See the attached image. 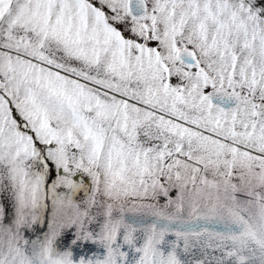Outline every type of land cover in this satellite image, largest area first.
I'll use <instances>...</instances> for the list:
<instances>
[{"label": "snow or ice", "instance_id": "1", "mask_svg": "<svg viewBox=\"0 0 264 264\" xmlns=\"http://www.w3.org/2000/svg\"><path fill=\"white\" fill-rule=\"evenodd\" d=\"M0 264H264V0H0Z\"/></svg>", "mask_w": 264, "mask_h": 264}]
</instances>
